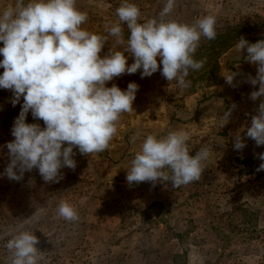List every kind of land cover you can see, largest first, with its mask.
<instances>
[{
  "label": "rangeland",
  "instance_id": "374dc122",
  "mask_svg": "<svg viewBox=\"0 0 264 264\" xmlns=\"http://www.w3.org/2000/svg\"><path fill=\"white\" fill-rule=\"evenodd\" d=\"M130 2L139 6L144 22L158 19L167 0ZM11 3L14 0H0V10ZM120 4L77 0L89 14L84 27L97 33L118 19ZM208 15L216 17L217 33L243 26V37L250 43L264 40V0H175L165 19L192 24ZM124 34L127 39L126 25ZM237 43L211 49L215 43L202 37L193 58H206V63L198 71L190 69L186 89L167 81L160 71L143 79L138 71L110 82L108 86L115 83L121 89L131 82L139 85L134 111L123 116L105 152L85 157L74 149L77 167L63 168L59 183L45 182L38 169L26 172L19 182L0 175V264H11L6 244L22 231L39 239L36 247L43 258L38 264H264V171H256L264 163L257 155L264 153V146L246 136L264 97L250 99L259 85L246 79L256 76L258 66L244 59L247 51H239ZM110 46L106 44L101 55ZM231 71L239 73L235 87L223 78ZM11 96L0 89V146L14 139L11 128L21 110L19 104L12 107ZM232 104L236 108L221 128L217 117ZM27 122H36L31 113ZM137 130L144 135L132 144L129 138ZM178 130L190 134V155L203 146L211 150L200 180L181 188L170 181L130 186L127 168L146 135ZM237 132L246 141L242 150L234 148ZM7 153L6 147L0 148V174L10 162ZM62 200L77 208V221L57 218Z\"/></svg>",
  "mask_w": 264,
  "mask_h": 264
},
{
  "label": "clouds",
  "instance_id": "9594fccd",
  "mask_svg": "<svg viewBox=\"0 0 264 264\" xmlns=\"http://www.w3.org/2000/svg\"><path fill=\"white\" fill-rule=\"evenodd\" d=\"M174 6L175 0H167L158 19L140 22L139 6L121 0L115 12L118 19L109 21L103 33L84 27L89 14L77 6V0H14L0 10V89L12 93V107L21 106L11 128L14 139L0 146L8 149L10 161L0 175L19 182L26 172L38 169L45 182L59 183L64 178L63 168L77 167L74 149L85 157L108 150L123 116L134 111L139 91L135 82L126 89L115 83L108 86L125 74L139 71L143 79L160 71L180 89L188 88L190 69L198 71L206 63V58L197 61L193 56L202 37L216 38L217 21L213 15L192 24L166 20ZM124 25L129 32L127 39ZM109 42V51L101 55ZM235 47L241 52L246 49L244 59L258 66L256 76L246 79L252 86L259 85L258 91L250 93V99L256 101L264 97V40L250 43L241 36ZM238 75L231 71L223 78L235 87ZM235 108L232 104L218 115L221 128L229 123ZM257 112L246 136L259 147L264 146V101ZM29 113L36 122H27ZM143 135L137 130L129 142L135 144ZM189 139L190 134L183 130L164 136L147 134L127 168V183L152 182L155 186L158 181H170L174 188H181L199 181L211 150L203 146L192 156ZM245 147V139L237 132L234 148ZM257 155L264 161V153ZM256 171H264V163ZM57 218L77 221L79 213L62 200ZM38 243V237L28 231L15 235L6 244L12 253L11 264H38L43 258Z\"/></svg>",
  "mask_w": 264,
  "mask_h": 264
},
{
  "label": "trees",
  "instance_id": "16d2710c",
  "mask_svg": "<svg viewBox=\"0 0 264 264\" xmlns=\"http://www.w3.org/2000/svg\"><path fill=\"white\" fill-rule=\"evenodd\" d=\"M245 27L243 26H228L225 28L224 32L217 33V36L214 40H209V44L215 43L211 49H227L230 47L235 41L239 39V37L243 36ZM152 207H150L147 212L151 211Z\"/></svg>",
  "mask_w": 264,
  "mask_h": 264
}]
</instances>
